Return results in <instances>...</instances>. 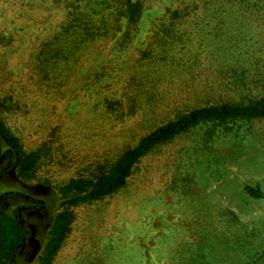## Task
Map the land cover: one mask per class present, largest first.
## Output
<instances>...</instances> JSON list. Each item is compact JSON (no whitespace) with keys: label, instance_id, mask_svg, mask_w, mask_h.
<instances>
[{"label":"rangeland","instance_id":"374dc122","mask_svg":"<svg viewBox=\"0 0 264 264\" xmlns=\"http://www.w3.org/2000/svg\"><path fill=\"white\" fill-rule=\"evenodd\" d=\"M141 2L136 40L141 47L159 29L175 24L173 31L188 47L203 44L214 55L238 52L241 61L253 54L254 68L260 70L256 74L264 78V0L258 7L242 6L239 0ZM66 10L55 0H0V100L11 99L7 106L12 109L0 108V119L26 149L50 141L51 128L59 129L32 179H20L16 164L0 179V195L17 194L5 199L8 216L18 206H44V214L23 211L28 238L16 264H39L50 226L62 210V184L90 174L96 163L111 158L115 147L133 145L174 116V104L162 102L145 103L135 116L117 124L77 122L71 120L75 112L63 104L53 108L45 90L31 79L30 57L49 29L63 22ZM169 11H179L181 18L173 20ZM96 53L93 59L99 60V49ZM204 54L213 59L212 53ZM204 66L208 69L198 72L193 96H226L221 81L228 75L212 64ZM158 90L165 97L164 83ZM144 98L148 102L146 94ZM195 99L182 102L203 104L193 103ZM175 100L177 106L179 99L169 102ZM237 127L219 128L212 139L205 128L180 136L140 160L118 193L73 209L72 231L52 264H264V198L244 193L251 186L264 194V121ZM4 150L0 141V154ZM5 167L1 161L0 174ZM45 179L51 183L43 185ZM227 212L235 213L242 227Z\"/></svg>","mask_w":264,"mask_h":264},{"label":"trees","instance_id":"16d2710c","mask_svg":"<svg viewBox=\"0 0 264 264\" xmlns=\"http://www.w3.org/2000/svg\"><path fill=\"white\" fill-rule=\"evenodd\" d=\"M55 1L64 3L67 8L64 20L36 43L30 57L31 79L45 90L53 108L63 104L75 112L76 118L71 120L77 122L117 124L135 116L145 103L162 102L166 106L174 104V116L142 135L133 145L124 143L115 147L111 158L96 163L90 174L74 176L58 188L62 210L50 226L39 264L53 263L72 231L73 209L118 193L126 186L140 160L156 149L196 129L205 128L207 137L212 139L219 128L264 121V78L256 74L260 70L254 68L253 54L248 53L241 61L238 52L227 50L214 55V51L207 50L203 44L188 47L173 31L175 24L164 31L159 29L150 43L141 47L136 41L143 19L141 0ZM251 3L252 7L260 6L259 0H239L242 6H251ZM169 12L173 20L181 18L179 11ZM97 49L100 59L94 60ZM208 52L212 53V60L203 57ZM204 63L228 75L222 76L221 81L226 96L210 92L193 96L191 89L199 78L198 72L203 67L208 69ZM250 71L254 73L251 75ZM163 83L165 97L158 90ZM170 86L177 91L172 92ZM66 92L70 97H66ZM189 96L201 100L195 99L193 103L203 104H184L182 99ZM173 98L179 99L180 106H175L176 100L169 102ZM7 101L11 99L3 97L0 108L12 110ZM237 132L238 127L232 133ZM58 133V126H54L50 130V141L26 149L21 138L0 119V141L5 147L0 162L6 161L0 179L14 164L20 179H32ZM42 183L49 185L51 182L45 179ZM244 193L252 199L264 198L257 187L246 186ZM10 195L17 194L0 195V264H16L19 251L28 238L23 211L36 210L44 214L43 205L18 206L13 216H8L5 199ZM226 215L242 227L235 213L227 212Z\"/></svg>","mask_w":264,"mask_h":264}]
</instances>
